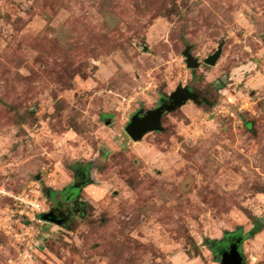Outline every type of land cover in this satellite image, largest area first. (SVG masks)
Wrapping results in <instances>:
<instances>
[{
    "label": "rangeland",
    "instance_id": "rangeland-1",
    "mask_svg": "<svg viewBox=\"0 0 264 264\" xmlns=\"http://www.w3.org/2000/svg\"><path fill=\"white\" fill-rule=\"evenodd\" d=\"M238 231L264 264V0H0V264H222Z\"/></svg>",
    "mask_w": 264,
    "mask_h": 264
},
{
    "label": "water",
    "instance_id": "water-1",
    "mask_svg": "<svg viewBox=\"0 0 264 264\" xmlns=\"http://www.w3.org/2000/svg\"><path fill=\"white\" fill-rule=\"evenodd\" d=\"M221 46L210 57H208L204 64L207 66H214L220 57ZM186 60V66L190 70H195L200 67V62L192 56L189 49H186L183 53ZM188 101L197 102V97L194 93L188 89H178L172 95L167 97V101L163 102L158 108L152 111L144 113L140 111L136 113L126 128V133L134 142L140 141L144 135L161 131V120L166 113L175 111L181 108ZM43 220L50 223L61 225L63 221H56L52 213L44 214ZM239 241L233 244L230 248V252L223 256L222 264H242V257L238 249Z\"/></svg>",
    "mask_w": 264,
    "mask_h": 264
},
{
    "label": "trees",
    "instance_id": "trees-1",
    "mask_svg": "<svg viewBox=\"0 0 264 264\" xmlns=\"http://www.w3.org/2000/svg\"><path fill=\"white\" fill-rule=\"evenodd\" d=\"M53 194L54 193H51V196ZM236 240H245L244 237H241V231H238L235 235H229L227 237L226 243H219L212 240H207L206 243L208 244L210 251L216 256L217 260L222 263L223 256L230 252V248L236 243Z\"/></svg>",
    "mask_w": 264,
    "mask_h": 264
},
{
    "label": "flooded vegetation",
    "instance_id": "flooded-vegetation-1",
    "mask_svg": "<svg viewBox=\"0 0 264 264\" xmlns=\"http://www.w3.org/2000/svg\"><path fill=\"white\" fill-rule=\"evenodd\" d=\"M166 101H167V99H165V100L162 99L160 105H161L163 102H166ZM197 102H200L198 96H197ZM160 105H159V106H160ZM50 213H52V214L54 215V218H55L56 221H66V220L68 219L69 215H70V211H68V212L66 213V212L61 211V208H53V209L50 211ZM237 241H238V240H236V242H237Z\"/></svg>",
    "mask_w": 264,
    "mask_h": 264
},
{
    "label": "built area",
    "instance_id": "built-area-1",
    "mask_svg": "<svg viewBox=\"0 0 264 264\" xmlns=\"http://www.w3.org/2000/svg\"><path fill=\"white\" fill-rule=\"evenodd\" d=\"M9 197L16 199L21 206H25L26 208L31 209L33 212H39V206L35 202H31L28 199L23 197H15L13 195L8 194Z\"/></svg>",
    "mask_w": 264,
    "mask_h": 264
}]
</instances>
